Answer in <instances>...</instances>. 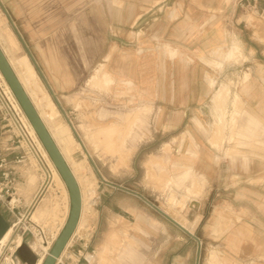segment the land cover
<instances>
[{
    "label": "rangeland",
    "instance_id": "374dc122",
    "mask_svg": "<svg viewBox=\"0 0 264 264\" xmlns=\"http://www.w3.org/2000/svg\"><path fill=\"white\" fill-rule=\"evenodd\" d=\"M2 2L29 47L32 39L47 37V10H70L71 16L67 21L71 42L67 43L66 51L72 58L77 52L80 36L79 17L87 15L86 77L82 85L67 97L57 98L59 106H55L57 113L54 118L56 127L61 128L63 136L69 140L67 158L78 168L79 188L84 197L80 225L74 232L78 236L75 238L78 239L75 252L79 250L85 257L82 263L89 264V256L96 252L100 262L104 249L99 248L106 244L111 251L108 257H115L122 249H132L143 256L146 264H195L196 241L152 209L144 201L147 200L178 223L187 224L189 227L186 229L202 239L199 264H231L225 263L224 256L216 247L208 245L209 224H216L212 233L217 239L223 229L229 227L226 224L232 225L244 217L246 213L243 207L250 208L249 212H256L255 195L238 194L237 189L264 186V124H258L256 128L248 124L244 104L239 98L235 100L240 77L248 73L246 68H250L248 62H242L246 58L239 46L240 42L249 41L251 35L248 30L242 28L237 33L232 32L230 42L215 54L208 53L206 58L215 60L211 66L218 76L215 87L204 100L202 118L198 119L194 114L187 116L200 121L199 125H194V129L210 145L215 142L217 155L226 160L223 162V175L227 179L219 182L218 190L207 194L202 192V181L196 175L188 173L184 180L179 179L180 175L176 177L182 172L174 162L176 146L173 141L181 132V129L174 128L180 99L138 97L134 91L108 88L101 84V81H110L111 76L117 80L119 71L114 70V64L117 65L119 60L121 71L126 68V57L138 51L127 44L128 35L120 34L117 30L116 16L125 15L129 5L127 0ZM142 4L136 1L137 6L141 7ZM36 8L40 11L38 17L31 13ZM237 9L246 16L251 26L264 27V0H259L255 9ZM256 11L262 16L257 17ZM6 26L0 10V33ZM141 36L144 37L138 35ZM262 36L255 34L253 39L264 42ZM132 37L136 35L130 34L129 38ZM100 42L101 51L95 49L96 43L99 45ZM146 52L167 58L172 55L171 51L163 49L143 50L138 55ZM224 53L227 58L236 57L227 61L225 68L220 61ZM202 56L197 53L194 61L204 59ZM160 68L162 70L163 66ZM94 76L96 79L93 80ZM90 78L92 80L89 81ZM166 85L174 88L173 81L166 82L161 78L156 82L155 89L161 93ZM190 108L197 109L196 103ZM137 115L139 119L136 120ZM0 123L18 135L11 123ZM31 137L41 157L40 163L48 173L36 207L44 197L48 196L49 199L47 216H44V211L39 219H35L33 208L24 223L23 228L28 230L22 243L29 244L33 252L44 247L40 237L53 244L52 238L58 235L68 215L69 201L67 189L57 170L44 156V149L36 143L39 142L38 137ZM17 139L21 141L19 136ZM183 139L187 141L189 136L184 134ZM22 145L28 151L24 142ZM24 172L23 185L18 184V188H23L26 194L36 193L43 175L41 166L32 155ZM252 172L260 176L252 179L245 177L246 173ZM30 176L35 178L32 183L29 182ZM29 231L36 236V240ZM74 241L70 240V245ZM217 244L214 243V246ZM71 249H65L63 253L64 264H72L64 260L68 255L72 256Z\"/></svg>",
    "mask_w": 264,
    "mask_h": 264
},
{
    "label": "crops",
    "instance_id": "0c3cea01",
    "mask_svg": "<svg viewBox=\"0 0 264 264\" xmlns=\"http://www.w3.org/2000/svg\"><path fill=\"white\" fill-rule=\"evenodd\" d=\"M136 1L143 3V6H137ZM127 2L129 5L125 15L116 16L117 30L120 34L126 33L128 35L127 44L132 48H137L138 51L126 57V68L121 71L118 66L119 60L117 65L114 64V70L119 71L117 80L111 76L110 81H101V84L108 88L115 86L120 90L137 91L138 97L159 96L180 99V108L175 114L174 128L175 130L181 129V132L180 136H176L173 141L176 146L174 162L182 172L176 177L180 175L179 179L184 180L190 173L202 181L203 193L209 194L213 190H218L219 182L227 179L223 175L225 172L223 162L226 160L217 155L214 149L215 142L210 145L194 129V125L200 124L198 119L202 118L204 100L209 97L218 77L211 69L215 60H209L206 56L208 53L215 54L223 45L230 42L232 32L237 33L241 31L238 29L242 28L248 30L251 35L249 41L240 42L239 46L246 58V61L242 62H248L250 68H246L248 73H245V77L243 75L240 77L235 100L239 98L242 101L245 113L248 115V124L256 128L258 124H264V42L255 41L253 38L255 34L264 35V27L251 26L246 16L238 12L237 0H127ZM0 10L7 25L0 33V47L32 104L38 106L37 103L42 102L45 106L49 114L46 128L59 150L66 153L69 140L63 136V130L55 125L54 118L57 113L55 106H59L57 98L67 97L71 91L82 85L86 77L87 15L83 14L79 17L80 36L77 42V52L72 58L69 51H66L67 43L71 42L70 26L67 21L71 16L70 10H47V37L32 39L30 47L20 34L2 0H0ZM39 12L37 8L31 10L36 17L39 16ZM255 15L262 16L259 11H256ZM130 34L136 37L130 39ZM138 35H144V37H138ZM95 49L101 51L102 43L100 42L99 45L96 43ZM157 49L169 50L172 55L168 58L154 52L138 55L143 50ZM237 49L239 50L238 47ZM197 53L202 54L204 59L194 61ZM235 59L236 57L227 58L224 53L220 61L225 68L228 66L227 61ZM160 66H163L162 70ZM94 78L96 79V76ZM161 78L166 82L173 81L174 88L171 89L166 85L159 93L160 90L157 91L155 87L156 82H159ZM194 103L197 109L190 108ZM214 107L218 110V106L214 105ZM142 109L141 111H144ZM190 114L196 115L198 119L187 118ZM135 118L139 119V115ZM185 121H187L186 124ZM184 134L189 136L187 141L183 139ZM34 151L36 154L33 152V156L17 139L13 129H7L6 125L0 123V183H6L2 173L10 171L14 182L9 187L12 195L19 200L17 209L19 213H23L29 206L44 183L43 180L46 179L40 157L35 149ZM179 152H182L180 158ZM31 155L41 166L43 178L36 193L26 194L23 188H18V184L23 185L24 167L30 163ZM2 159L3 162H1ZM68 165L79 186L78 168L73 163ZM258 176L260 175L254 172L245 174V177L251 179ZM34 179V176H30L29 182L32 183ZM189 189L188 192H190ZM237 191L238 194L255 195L254 209L256 212H249L250 208L243 207L246 213L244 217L232 225L226 224L229 227L223 229L217 239L212 233L216 224H209L206 240L210 247H216L224 256L225 263L264 264V196H261L264 195V186H245L238 188ZM80 194L81 214L75 231L79 228L83 212L84 197L81 190ZM44 202L46 205L44 216H47L48 196L44 197L40 204ZM2 215L7 221L12 219L8 213H2ZM65 222L66 220L60 226V231ZM181 225L185 228L189 227L187 224ZM77 237L76 233L72 235L66 245V250L72 248V254L75 253L74 247L78 240L75 238ZM195 237L202 243L200 237ZM72 239L75 241L70 245ZM216 242L219 244L214 246ZM99 249H104V251L98 264H146L143 256L132 249L129 251L120 249L121 251L115 257L107 256L111 254L108 245L105 244ZM96 253L89 256V264L92 262L91 258L97 255Z\"/></svg>",
    "mask_w": 264,
    "mask_h": 264
},
{
    "label": "water",
    "instance_id": "95a60500",
    "mask_svg": "<svg viewBox=\"0 0 264 264\" xmlns=\"http://www.w3.org/2000/svg\"><path fill=\"white\" fill-rule=\"evenodd\" d=\"M0 73L2 74L4 80L8 84L11 92L13 93L15 99L17 100L20 108L24 112L28 121L30 122L32 128L34 129L38 139L40 140L42 146L47 152L49 158L51 159L53 166L57 170L59 176L61 177L69 196V213L66 222L61 229L59 235L53 242L49 249V253L46 255L42 264H56L57 258L61 256L66 248L69 239L74 234L77 227V223L80 216L81 210V194L78 183L74 178L70 168L62 157L58 147L53 141L50 133L40 119L36 109L34 108L32 102L24 91L22 85L14 74L6 56L4 55L0 47ZM152 209H154L162 217L170 221L173 225L178 227L181 231L193 238L197 243V253L196 262L199 264L200 252H201V242L190 233L186 228H184L180 223L172 219L165 212L160 210L156 205L144 200ZM10 228L9 223L6 221L4 216L0 213V238H2L5 233ZM16 256L20 264H36L37 257L33 255L29 247L22 243L20 247L16 250Z\"/></svg>",
    "mask_w": 264,
    "mask_h": 264
},
{
    "label": "built area",
    "instance_id": "2783aa9c",
    "mask_svg": "<svg viewBox=\"0 0 264 264\" xmlns=\"http://www.w3.org/2000/svg\"><path fill=\"white\" fill-rule=\"evenodd\" d=\"M258 1L259 0H237L236 6L242 10L255 9ZM14 104H16V101L14 100V98L10 97L9 94L7 95L5 85L0 77V121L11 123L18 132L17 136L20 137V140L24 142L27 147V140H25L27 139V136L25 137V135L27 134V128L24 123V116L21 109ZM29 142L32 147L28 145L27 149L28 152L33 155V151L34 149H36V146L33 140H31V138L29 139ZM1 162H3V159L1 160ZM2 177L6 181V183H0V213H8L12 217L10 221H6L9 223L10 227L14 228L15 235L20 236L22 244L23 236L26 230H28L27 228H23V226L27 217L30 215L32 207H30L29 205L23 213H19L17 211L19 206V200L12 195V192L10 191L9 187L10 184L14 182V177L11 175L10 171L2 173ZM44 188L45 184L43 185L40 191L41 195ZM29 233L31 232L29 231ZM31 235L33 236L32 233ZM26 245L28 246V244ZM17 248L18 246L13 241L10 243V248L4 249L2 246H0V264H20L16 256ZM49 248L50 246L48 247L47 251L49 250ZM63 253L59 257V259L56 260V264H64V262L62 261ZM84 259V255L79 250L72 254V256L68 255V257L64 258L65 261L72 264H83L82 262Z\"/></svg>",
    "mask_w": 264,
    "mask_h": 264
},
{
    "label": "bare ground",
    "instance_id": "6f19581e",
    "mask_svg": "<svg viewBox=\"0 0 264 264\" xmlns=\"http://www.w3.org/2000/svg\"><path fill=\"white\" fill-rule=\"evenodd\" d=\"M120 56V55H119ZM145 57V56H144ZM143 57V58H144ZM147 59V58H146ZM143 60V59H142ZM145 64V63H144ZM119 66V65H118ZM0 77H1V79H2V81H3V83H4V85H5V90H6V93H7V95L9 94L10 95V97H12V98H14V100L16 101V104H14V105H16V106H18V107H20L19 106V104H18V102H17V100L15 99V97H14V95H13V93L11 92V90H10V88H9V86H8V84L6 83V81L4 80V78H3V76H2V74L0 73ZM124 77V76H123ZM133 78V77H132ZM95 78L93 77V80H94ZM92 80V79H91ZM135 82V81H134ZM121 83V82H120ZM119 83V84H120ZM136 83V82H135ZM144 86V85H143ZM145 86H146V84H145ZM115 87V86H114ZM132 87H134V86H132ZM137 88V87H136ZM133 89V88H132ZM147 90V89H146ZM136 91V90H135ZM143 91V90H142ZM137 92V91H136ZM28 96V95H27ZM143 96V95H142ZM34 105V104H33ZM37 105L38 106H36V105H34V107L36 108V110H37V113H38V115H39V117H40V119L42 120V122H43V124L45 125V127H46V121H47V119H48V113H47V110H46V108H45V106L43 105V103L42 102H39V103H37ZM21 109V108H20ZM22 113H23V116H24V123H25V125H26V128H27V134L25 135V137L27 138V139H25V140H27L26 141V144H27V146L28 145H30L31 147H32V145L30 144V142H29V139L31 138V140H33L32 139V137H31V135L34 137V139H37L35 136H37L36 135V133H35V131H34V129L32 128V126H31V124H30V122L28 121V119H27V117L25 116V114H24V112L22 111ZM27 122V123H26ZM258 123V122H257ZM28 124V125H27ZM28 127H29V129H30V133H31V135H30V133H29V129H28ZM52 137V136H51ZM29 138V139H28ZM52 139H53V137H52ZM35 141H37V140H35ZM54 141V140H53ZM34 142V141H33ZM36 143H38L39 144V147L40 148H43L44 149V147L42 146V144H41V142H40V140H39V142H36ZM56 144V143H55ZM57 146V145H56ZM59 149V148H58ZM36 150V149H35ZM65 150V149H64ZM37 151V150H36ZM60 151V150H59ZM66 151V150H65ZM34 153H35V151H33ZM60 153H61V155H62V157L64 158V160H65V162L67 163V165L68 164H72L71 162H69V159L67 158L68 156H67V154L65 153V152H62V151H60ZM36 154V153H35ZM37 154H38V151H37ZM43 154H44V156L48 159V161L50 162V165L53 167V168H55L54 166H53V163H52V161H51V159L49 158V156H48V154H47V152L45 151V149L43 150ZM39 155V154H38ZM34 156V155H33ZM36 156V155H35ZM37 157V156H36ZM40 157V156H39ZM41 158V157H40ZM39 158V159H40ZM41 160V159H40ZM68 167H69V165H68ZM71 170V169H70ZM45 171V175H46V178H47V175H48V173H47V171L46 170H44ZM72 172V171H71ZM58 173V172H57ZM73 174V173H72ZM74 176V175H73ZM58 177H59V174H58ZM61 178V177H60ZM75 178V177H74ZM44 181V180H43ZM46 183V181L41 185V187H40V189H39V191L36 193V195L34 196V198L31 200V202H30V207H32V209L34 208L35 210H34V213L32 212V214H33V216H34V218L35 219H39L41 216H42V213L45 211V209H46V205H45V202L44 203H41V204H39L37 207H36V205L38 204V201H39V199H40V197H41V194H40V191H41V189H42V187H43V185ZM64 184V183H63ZM68 192V191H67ZM68 195V194H67ZM88 196V195H87ZM68 199H69V196H68ZM81 200H82V198H81ZM82 202V201H81ZM36 207V208H35ZM69 213V212H68ZM80 214H81V210H80ZM32 217V216H31ZM80 217V216H79ZM31 222L33 223V221L31 220ZM36 223H33V225H35ZM78 224V223H77ZM36 226V225H35ZM23 227H25V226H23ZM59 232H60V229L58 230V235H59ZM57 235V236H58ZM57 236L55 235L53 238H52V242H54L55 241V239L57 238ZM41 238V243H42V245L44 246L43 247V249H39V251H33L34 252V254L33 255H35L36 257H37V262H36V264H42L43 263V261H44V259H45V257H46V255L49 253V251H47V249H48V247L49 246H51L50 245V243L51 242H46V241H44L43 239H42V237H40ZM33 240H36V236L34 237V239ZM14 242L18 247H20V245H21V238H20V236L19 235H15V232H14V228L13 227H10L9 229H8V231L5 233V235L2 237V239L0 238V246H2L4 249H6V248H10V243L11 242ZM52 244V243H51ZM28 247H29V249H30V251L32 250L31 249V246L28 244ZM32 252V251H31ZM32 252V253H33ZM59 258H57V260H58ZM92 260V262H91V264H98V258H97V255L95 256V257H93V258H91Z\"/></svg>",
    "mask_w": 264,
    "mask_h": 264
}]
</instances>
